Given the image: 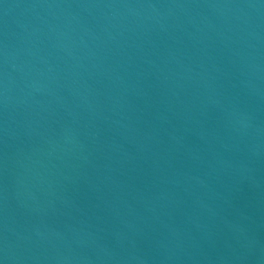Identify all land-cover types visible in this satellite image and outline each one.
<instances>
[{
  "label": "water",
  "instance_id": "obj_1",
  "mask_svg": "<svg viewBox=\"0 0 264 264\" xmlns=\"http://www.w3.org/2000/svg\"><path fill=\"white\" fill-rule=\"evenodd\" d=\"M0 264H264V0H0Z\"/></svg>",
  "mask_w": 264,
  "mask_h": 264
}]
</instances>
